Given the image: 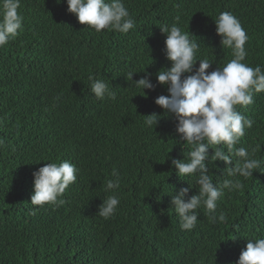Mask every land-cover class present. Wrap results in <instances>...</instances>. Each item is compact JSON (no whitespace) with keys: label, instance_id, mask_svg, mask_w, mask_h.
<instances>
[{"label":"trees","instance_id":"1","mask_svg":"<svg viewBox=\"0 0 264 264\" xmlns=\"http://www.w3.org/2000/svg\"><path fill=\"white\" fill-rule=\"evenodd\" d=\"M60 2L21 0L22 30L0 47V264H236L248 239L264 238V93L237 106L254 123L236 147L257 148L261 167L240 178L243 189L218 200L227 222L213 224L199 208L191 231L168 212L173 189L178 195L188 182L189 197L198 194L195 178L181 181L167 160L183 159L176 121L147 128L142 115L163 116L155 99L168 95L156 80L171 67L160 27L179 17L182 30L201 40L197 55L213 71L233 58L214 22L230 12L249 37L244 63L264 69V0H123L136 22L127 34L96 33ZM146 70L156 85L147 98L126 79L131 72L138 81ZM89 76L104 80L116 99H96ZM63 161L78 169L65 203L31 205L33 173ZM208 167L214 183L223 178V162ZM113 169L120 187L106 191ZM110 195L120 203L104 219L98 212Z\"/></svg>","mask_w":264,"mask_h":264},{"label":"clouds","instance_id":"2","mask_svg":"<svg viewBox=\"0 0 264 264\" xmlns=\"http://www.w3.org/2000/svg\"><path fill=\"white\" fill-rule=\"evenodd\" d=\"M67 6L68 12L75 15L81 25L88 26L96 33L107 29L127 34L136 25L123 0H67ZM20 8L21 0H0V47L15 39L22 30L24 17L19 13ZM214 22L222 49H230L233 58L213 71H209L213 63L197 55L201 40L190 31L182 30L179 17L170 26L165 24L160 27L166 37L164 54L171 67L158 71L156 80L158 85L167 89L168 95L155 99V104L163 109V116L156 113L142 115L147 128L155 126L156 129L162 118L174 117L176 121L178 139H172L176 141V146L184 149L183 159L169 156L167 160H171L175 175L181 181L195 178L198 194L189 197L193 187L188 182L189 186L181 188L178 195L174 194L173 189L168 212L174 210L180 229L188 231L197 224L196 210L199 208L205 210L211 223L227 222V215L223 211L217 212L218 200L224 197L226 191L230 193L243 189L240 178L253 177L262 163L255 158L257 148L249 150L237 148L236 145L245 136L246 129H251L254 123L238 111L237 106L246 108L254 103V94L264 93V69L260 65L253 68L244 63L247 56L245 45L249 37L238 18L225 11ZM143 73L138 81L133 80L136 74L131 72L126 79L132 81L135 89H142L143 95L140 96L147 98V91L155 90L156 85L151 82V73L147 70ZM89 80L96 99H116V93L109 89L104 80L92 76H89ZM3 146L4 141L0 140V147ZM185 147L188 148L187 152ZM212 161L226 165L223 178L215 183L209 175L208 165ZM77 172L76 166L69 161L47 163L40 167L33 173L31 205L41 208L45 205L53 208L63 205L65 201L61 197L76 182ZM111 175L115 179L107 181L106 191L120 187L116 169ZM119 203L117 195L108 196L98 216L111 218ZM37 210L34 207L32 214ZM236 264H264V238L248 239Z\"/></svg>","mask_w":264,"mask_h":264}]
</instances>
